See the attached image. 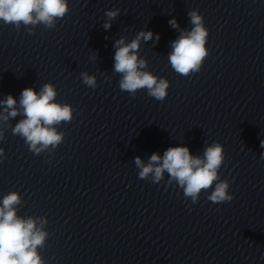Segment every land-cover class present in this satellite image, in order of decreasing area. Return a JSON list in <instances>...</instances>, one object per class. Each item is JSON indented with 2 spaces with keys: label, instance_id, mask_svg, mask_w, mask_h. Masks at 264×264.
Segmentation results:
<instances>
[{
  "label": "clouds",
  "instance_id": "9594fccd",
  "mask_svg": "<svg viewBox=\"0 0 264 264\" xmlns=\"http://www.w3.org/2000/svg\"><path fill=\"white\" fill-rule=\"evenodd\" d=\"M68 11V0H0V21L14 25L17 30L23 25L29 34L39 24L48 29L55 28L57 21ZM119 13V9L107 10V22L103 27L111 28L110 21ZM188 16L193 27L190 31H181L179 38L172 42V51L168 55L172 69L185 77L199 72L209 55L206 47L209 32L203 16L197 10L189 11ZM169 24L173 28L179 27L175 19L169 20ZM152 37L151 31H141L131 43L125 44L124 39L117 40L114 45V72L121 74V91L134 97L138 90L146 89L150 97L164 101L169 81L143 70L147 63L138 59L137 55L140 40L148 41ZM156 40H159V35ZM81 77L85 85L96 87L95 76L82 72ZM56 96L57 91L52 83H46L39 93L33 88H25L21 93L19 104L25 118L15 124L12 133L21 136L29 150L36 155L54 151L63 142L64 133L58 132L53 125L71 122L73 119L74 109L67 103L54 102ZM0 104L5 106L4 112L7 113H0V119L8 121L10 117L14 118L19 114V109L15 107L17 101L12 95H8ZM0 140H3L2 131ZM260 146L264 148V140ZM4 156V149L0 148V163ZM261 156L264 158V153ZM224 159V148L217 142L206 147L203 158L192 156L187 147L177 146L169 147L162 158L153 153L147 165L140 157H136L135 164L140 169L139 178L148 179L151 174L154 183L160 182L166 171L169 183L174 181L178 184L184 196L190 197L193 204L198 202L202 191L206 192L210 188L213 190L207 199L213 203H223L234 198L228 191L229 182L221 180L218 174ZM20 202V195L11 192L3 198L0 205V264H45L38 248L44 247L48 233L42 228L38 229L33 218L22 219L17 216L14 206Z\"/></svg>",
  "mask_w": 264,
  "mask_h": 264
}]
</instances>
